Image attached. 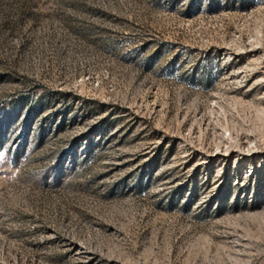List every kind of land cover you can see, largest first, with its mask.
<instances>
[{
	"label": "rangeland",
	"instance_id": "rangeland-1",
	"mask_svg": "<svg viewBox=\"0 0 264 264\" xmlns=\"http://www.w3.org/2000/svg\"><path fill=\"white\" fill-rule=\"evenodd\" d=\"M0 264H264V0H0Z\"/></svg>",
	"mask_w": 264,
	"mask_h": 264
}]
</instances>
